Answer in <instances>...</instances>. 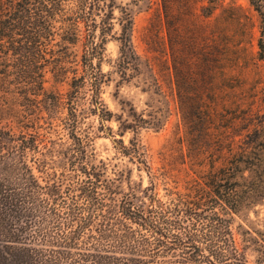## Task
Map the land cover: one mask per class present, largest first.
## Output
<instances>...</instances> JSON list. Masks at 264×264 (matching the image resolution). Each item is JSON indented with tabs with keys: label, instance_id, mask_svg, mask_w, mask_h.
Returning a JSON list of instances; mask_svg holds the SVG:
<instances>
[{
	"label": "trees",
	"instance_id": "1",
	"mask_svg": "<svg viewBox=\"0 0 264 264\" xmlns=\"http://www.w3.org/2000/svg\"><path fill=\"white\" fill-rule=\"evenodd\" d=\"M248 2L264 60V0ZM133 14L115 0H0V264H250L232 215L264 200V118L219 110L212 88L176 71L187 169H153L136 134L129 146L114 138L100 96L115 23L124 69L138 67ZM48 73L69 90H48ZM90 114L146 171V186L109 175L83 127ZM55 120L69 144L48 140ZM256 251L264 264V246Z\"/></svg>",
	"mask_w": 264,
	"mask_h": 264
},
{
	"label": "rangeland",
	"instance_id": "2",
	"mask_svg": "<svg viewBox=\"0 0 264 264\" xmlns=\"http://www.w3.org/2000/svg\"><path fill=\"white\" fill-rule=\"evenodd\" d=\"M115 2L128 4L133 10L131 39L139 64L137 68L128 64L124 69L115 23L101 64L105 82L100 96L112 113L105 124L112 128L114 138L127 146L136 134L153 169L172 166L180 176L187 169V143L177 129L176 71L189 70L200 87L212 88L219 110L241 108L258 120L264 118V60L256 56L259 16L248 0H215L212 4L206 0ZM207 5L208 9L202 10ZM114 14L118 15V9ZM46 79L48 90L64 94L69 90L66 82H55L50 73ZM67 112L63 110L61 119ZM53 125L57 129L48 134V140L69 144L71 139L63 124L55 120ZM122 126L127 128L120 135ZM83 127H89L85 131L93 138L91 146L97 158L107 164L109 175L121 173L123 180L130 176L143 186L148 184L146 171L122 154L105 131H97L96 115L85 117ZM159 194H163L161 188ZM232 232L248 262L258 264L256 250L264 246V200L233 214Z\"/></svg>",
	"mask_w": 264,
	"mask_h": 264
}]
</instances>
